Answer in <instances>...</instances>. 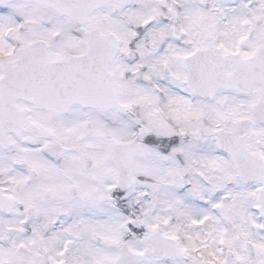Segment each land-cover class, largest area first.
Instances as JSON below:
<instances>
[{"label": "snow or ice", "instance_id": "1", "mask_svg": "<svg viewBox=\"0 0 264 264\" xmlns=\"http://www.w3.org/2000/svg\"><path fill=\"white\" fill-rule=\"evenodd\" d=\"M0 264H264V0H0Z\"/></svg>", "mask_w": 264, "mask_h": 264}]
</instances>
